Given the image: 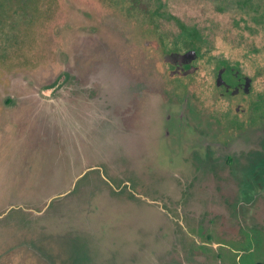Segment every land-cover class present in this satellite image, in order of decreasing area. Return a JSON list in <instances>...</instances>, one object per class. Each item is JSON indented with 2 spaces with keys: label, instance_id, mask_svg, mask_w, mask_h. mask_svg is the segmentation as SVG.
Segmentation results:
<instances>
[{
  "label": "flooded vegetation",
  "instance_id": "af4514ba",
  "mask_svg": "<svg viewBox=\"0 0 264 264\" xmlns=\"http://www.w3.org/2000/svg\"><path fill=\"white\" fill-rule=\"evenodd\" d=\"M75 5L93 21L92 32L53 33L50 38L64 42L62 53L75 58L62 69L59 80L66 86L67 105L79 108L60 110L53 99L49 103L38 100V114L32 115L30 128L23 132L34 144L28 153V175H22L17 189L8 193L0 183V193L16 202L8 208L20 205L42 216L46 205L55 207L60 200L59 207L66 203L64 210L83 205L87 217H108L103 219L112 229L110 207L127 200L116 197L124 189L129 199L138 198L158 216L166 217L171 231L161 235L163 251L188 246L194 256L196 250L211 249L216 264H222L217 243L207 234L230 227L239 232V246H255L243 251L247 256L239 261L264 264V45L239 52V63L213 59L194 40L183 44L182 50H167L160 41L146 39L149 18L141 22L146 28L143 36L118 12L108 13L111 7L105 0H76ZM59 14L64 20L65 15L72 17L67 12ZM99 15L107 28H101ZM176 80L190 81L178 87ZM57 85L43 89L54 91ZM6 100L4 107L11 106ZM160 121L158 134L153 124ZM144 127L172 143L178 163L173 160L164 166L158 163L160 159L156 163L142 159L147 154L138 140L146 136L141 132ZM101 136L113 137V145L123 151L134 143L140 158L134 164L125 163L126 167L114 165L100 151ZM119 136L123 141H118ZM100 157L108 175L115 176L113 185L101 176L100 166L87 167L100 162ZM91 173L94 177H88ZM231 182L235 194L225 195L222 190ZM213 190L219 194L217 203ZM85 199L83 204L74 202ZM188 205L193 230L183 224L187 211L178 208ZM35 206L41 210L33 212ZM98 226L90 229L95 236L104 233V225ZM113 240L108 242L114 244ZM84 243L94 248L102 244ZM142 257L135 252L126 264H142ZM167 257L171 260V255Z\"/></svg>",
  "mask_w": 264,
  "mask_h": 264
},
{
  "label": "rangeland",
  "instance_id": "374dc122",
  "mask_svg": "<svg viewBox=\"0 0 264 264\" xmlns=\"http://www.w3.org/2000/svg\"><path fill=\"white\" fill-rule=\"evenodd\" d=\"M105 1L112 8L107 10L108 13L118 12L125 17L127 23L132 24L133 28L136 26V32L143 36L146 28L142 23L149 18L150 34L146 39L160 41L167 50L176 47L182 50L183 44L186 45L190 40H194L196 44L201 45L202 52L207 49L206 55L214 56L213 59L223 58L239 63V52H246L254 47L262 48L264 45V0ZM75 3L76 0H0L1 104H4L6 99H10L15 105L32 99L43 103L53 99L57 109L77 110L74 108L77 105H67L64 99L66 86L62 84V78L59 80L62 69L72 65L75 58L73 54L67 56L62 53V51L65 52L64 42L60 39L53 41L50 38L53 33L60 35L92 32L90 25H93V21L87 19L86 12L79 10ZM65 12L72 17L66 18L65 15V20L60 19L59 13ZM99 16L101 28H107L103 25L102 15ZM189 81L176 80V84L178 87H185ZM52 84H58L54 91L43 89ZM145 127L141 132L146 136L138 140L142 142L143 152L147 154L142 159L154 160L155 163L160 159L158 163H163L164 166L169 161H173L172 143L167 144L156 134L150 133L151 131L146 132ZM153 127H156L159 134L162 131L161 121L153 124ZM156 136L160 141L156 140ZM117 139L123 141L122 136ZM27 140L26 148L34 147L30 137ZM98 141L101 153L113 161L114 165L126 167L125 163L134 164L135 159L140 158L134 150V143H130L129 149L126 145L123 151L118 145H113V137L101 136ZM21 147L25 146L21 145ZM127 151L128 153L125 154ZM37 152L39 155L42 154L40 151ZM32 155L37 154L32 153ZM25 158L30 162L29 155ZM99 161L88 163L87 167L100 166L104 170V172L100 170L101 176L113 185L112 178L115 176L110 173V176L108 175L103 158L100 157ZM175 162L178 163V160ZM118 174L121 175L119 170ZM88 177H94V175L91 173ZM1 181L3 184L2 177ZM2 188L4 190V184ZM131 190L135 194H144L143 191L141 193L135 188ZM222 191L225 195H234V183L231 182L230 186ZM218 195L213 190L212 197L216 203ZM116 197L121 200L127 198V200L110 207L114 225L112 229H109L106 224L107 219H103L108 217L96 219L85 215L83 205L79 204L85 203L87 199L82 203L78 200L74 201L79 206L76 209L67 206L65 209L68 210L63 209L66 203L59 207L61 201L58 200L55 207H52L53 204L50 208L46 205L43 215L38 216L20 205L8 208L16 203L15 200L11 198L13 200L11 201L9 196L0 193V228H4V234L0 235L1 263L8 256L11 261L7 264H13L19 258L23 259L21 255L28 251L49 253L61 263L74 249L68 246L71 240L74 241L75 246L85 250L88 253L87 256L92 257L88 258L89 263L88 260L82 262L85 264H110L112 258L116 264H126V259L135 256V252L143 256L139 261L142 264H146L147 260H149L148 264L218 263L211 249L196 250L193 253L194 256L190 255L192 251H188V246L177 251H163L165 246L161 235L165 236L171 231L166 217L158 216L153 207L147 208L146 203L138 198L129 199L124 189L116 193ZM21 200L25 199L21 198ZM21 200L17 201L25 203ZM44 205L45 203L42 208ZM35 207L36 210L33 209V212L41 210V207ZM178 208L181 212L187 211L182 215L183 224L193 227V230L195 223L194 218L188 215L189 205ZM67 214L69 217H66ZM98 224L104 225V233H101V236H95L93 231L90 232L91 228L99 227ZM227 228L221 233L213 230L211 234H207L213 243H217V254L220 255L222 264H247L239 261V258H245L247 255H243V251L247 253V248L251 249L255 246H239L237 239L239 232L235 228ZM110 239H114V244L108 242ZM90 240L102 244L94 248L89 243H84ZM171 249L174 247L171 246ZM168 254L171 255V260L168 259ZM111 263L113 264L112 261Z\"/></svg>",
  "mask_w": 264,
  "mask_h": 264
},
{
  "label": "trees",
  "instance_id": "16d2710c",
  "mask_svg": "<svg viewBox=\"0 0 264 264\" xmlns=\"http://www.w3.org/2000/svg\"><path fill=\"white\" fill-rule=\"evenodd\" d=\"M6 103L11 106L4 107L5 104L0 103V183L2 187L4 184V193H8L10 189L16 190L20 185L21 176L28 175L29 162L25 157L31 149L26 148L28 136L23 137V132L30 128L32 115L38 114L41 107L38 100L34 101L33 99L18 105L7 99ZM21 145L25 147H21ZM2 233H4V228H0V235ZM69 242V248L74 249L67 254V258L61 263L51 257L49 253L28 251L21 255L23 259L19 258L13 264H85L82 262H87V260L89 263L88 258L92 257L87 256L88 253L85 250L75 246L74 241ZM9 261L11 258L6 256L2 261L3 263L0 261V264H7Z\"/></svg>",
  "mask_w": 264,
  "mask_h": 264
}]
</instances>
